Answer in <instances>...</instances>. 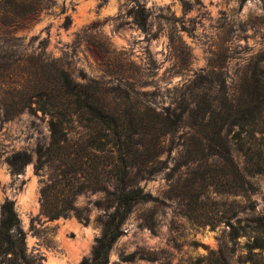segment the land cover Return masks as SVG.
I'll use <instances>...</instances> for the list:
<instances>
[{
  "label": "rangeland",
  "instance_id": "1",
  "mask_svg": "<svg viewBox=\"0 0 264 264\" xmlns=\"http://www.w3.org/2000/svg\"><path fill=\"white\" fill-rule=\"evenodd\" d=\"M40 1L39 20L17 36L27 46L45 42L47 52L79 82L83 75L121 89L140 82L148 98L174 107L188 99L199 80L213 81L214 95H222L217 85L225 79L227 91L237 94L246 75L264 71V0ZM8 2L0 0V9ZM138 4L149 13L147 32L134 20ZM188 130L166 142L161 170L137 181L150 197L124 222L109 264H197L201 259L203 264H261L264 253L251 254L247 243L264 232V172L248 173L246 156L227 130L222 140L228 161L206 151L187 162ZM89 135L90 130L77 128L71 145ZM49 143L48 117L41 113L25 112L0 124V225L3 205L13 201L28 255L43 264H82L93 258L117 201L105 191H86L75 205L88 222L45 215L42 190L48 174L37 170V151ZM17 152L31 156L20 174L7 161ZM234 167L253 187L240 182ZM97 184L114 191L100 174ZM231 226L240 230V238H232Z\"/></svg>",
  "mask_w": 264,
  "mask_h": 264
},
{
  "label": "trees",
  "instance_id": "2",
  "mask_svg": "<svg viewBox=\"0 0 264 264\" xmlns=\"http://www.w3.org/2000/svg\"><path fill=\"white\" fill-rule=\"evenodd\" d=\"M42 11L40 0H9L0 9V124L25 112L48 117L50 143L38 148L37 170L48 174L42 207L51 220L74 215L88 222L75 205L76 197L86 191L101 190L115 197L117 208L105 218L93 258L82 264L110 263V253L124 235V222L136 204L150 197L136 186L137 181L152 179L161 170L165 161L159 158L166 151V142H173L181 129H189L184 143L187 162L194 163L197 158L193 155L206 151H215L213 155L228 161L222 140L227 130L246 156L248 173L264 172V71L246 75L237 94L227 91L225 79L217 85L223 87L222 95H214L213 81L199 80L188 99L174 107L163 106L141 91L144 85L140 82L125 89L108 87L104 80L86 75L79 82L47 52L45 42L25 45V38L17 32L30 28ZM133 15L138 27L147 32V9L138 4ZM77 128L93 135L82 136L71 145ZM100 154L101 161H96ZM90 160L95 162L93 167ZM7 161L13 172L20 174L31 156L17 152ZM234 173L243 185L253 187L235 167ZM99 174L113 192L98 186ZM2 214L0 264H43L28 255L15 203L7 201ZM257 233L247 243L251 254L255 250L264 253V232ZM231 236L238 239L242 234L231 226ZM203 262L201 259L197 264Z\"/></svg>",
  "mask_w": 264,
  "mask_h": 264
}]
</instances>
